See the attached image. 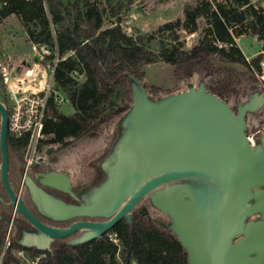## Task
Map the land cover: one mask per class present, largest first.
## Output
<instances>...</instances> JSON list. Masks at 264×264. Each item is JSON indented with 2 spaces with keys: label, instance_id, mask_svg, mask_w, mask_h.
Returning <instances> with one entry per match:
<instances>
[{
  "label": "trees",
  "instance_id": "trees-1",
  "mask_svg": "<svg viewBox=\"0 0 264 264\" xmlns=\"http://www.w3.org/2000/svg\"><path fill=\"white\" fill-rule=\"evenodd\" d=\"M2 1L6 6L0 10V21L12 15L21 17L34 44L51 46L56 50V53L49 54L45 59L51 61L55 56L59 58L54 69L55 88L73 108L71 114H64L59 110L61 105L53 99L49 101V112L43 127L44 138L38 143L42 155L27 172L39 186L37 176L48 172L67 174L74 191L95 187L104 180L105 174L99 163L109 155L118 137L116 124L132 104L130 79L127 75H134L143 82V68L146 65L158 62L168 64L173 67L176 79L181 81H188L196 75L200 81L206 82V87L212 94L227 103L230 98H235L236 108L240 101L245 103L250 94L264 91V82L260 85L253 84L244 93V98H241L236 82L240 74L254 77L256 72H262L264 6L260 1L227 0L214 5L205 0L199 5L187 6L184 21L169 22L159 28L157 34L169 32L171 41L175 42L161 55H157L145 43L138 42L123 31L122 2L112 4V0H107L108 6L105 8L92 0H46V11L41 0ZM105 16L115 19L113 27L103 29ZM202 17L209 20L204 37L196 46L184 49V44L179 42L178 30L194 33L198 20ZM50 21L57 28L55 38L49 30ZM38 28L40 32L36 34ZM42 36L45 38L41 39ZM241 36H251L262 45L261 53L251 61L247 60L237 45L236 39ZM148 39H155V34ZM78 72L85 76L81 83L74 76ZM144 87L150 96L158 95L157 88ZM0 89H6L1 69ZM256 114H248L247 123L248 117ZM108 127L113 128L108 133L105 132L104 145L100 149L80 158L75 167L63 170L54 168L57 159L48 155V150L55 147L66 149L77 139L100 138L104 128ZM252 132L248 126L247 135L250 136ZM27 144V139H14L8 134L9 181L13 191L23 199L27 209L45 225L61 229L70 227L73 221L59 222L42 215L29 188L23 183L26 165L24 152ZM1 159L0 149V161ZM58 193L60 194L52 196L67 203L80 204L78 199L63 192ZM0 197L1 239L4 238L10 226V218L15 213L22 228L12 226L14 246L24 248L33 255L46 254L42 264H189L187 251L175 234L158 222L168 223L169 218L165 216L166 219H161L160 216L151 214L148 217L139 213L138 208L132 212V224L123 219L101 238L85 244H70L81 236V232H78L66 239L55 240L50 251L21 246L17 243L21 230H30L32 227L23 215L15 212L2 182L1 171ZM74 200L78 203H74ZM142 203L149 210L152 209L147 199ZM109 235H114L116 241L110 239Z\"/></svg>",
  "mask_w": 264,
  "mask_h": 264
},
{
  "label": "water",
  "instance_id": "water-1",
  "mask_svg": "<svg viewBox=\"0 0 264 264\" xmlns=\"http://www.w3.org/2000/svg\"><path fill=\"white\" fill-rule=\"evenodd\" d=\"M127 77L132 104L116 124L118 137L109 155L99 163L104 180L74 191L65 173L37 176L40 186L63 192L80 204L48 194L25 176V185L45 217L59 222L107 220L78 221L64 229L39 221L11 187L8 110L0 90L1 179L15 212L32 226L21 230L17 243L50 251L55 240L78 232L81 236L70 244L88 243L123 219L132 224V212L147 199L169 218L168 223L158 222L175 234L189 264H264V131L254 143L247 135V116L264 107V91L250 94L234 111L207 89L204 80L198 88L154 99L139 79ZM138 211L150 217L144 204Z\"/></svg>",
  "mask_w": 264,
  "mask_h": 264
},
{
  "label": "rangeland",
  "instance_id": "rangeland-1",
  "mask_svg": "<svg viewBox=\"0 0 264 264\" xmlns=\"http://www.w3.org/2000/svg\"><path fill=\"white\" fill-rule=\"evenodd\" d=\"M92 1L99 2L105 8L108 6L107 0ZM118 1L122 2L124 5L121 22L123 31L138 42L142 41L145 43L146 47L157 55H161L165 50L170 49L175 42L171 41V35L169 32L157 34L159 28L169 22H176L177 20L184 21L185 8L187 6L199 5L205 0H112V4H116ZM208 1L216 5L217 2L225 3L227 0ZM252 1H260L261 5L264 6V0ZM0 10H2V0H0ZM47 16L49 20L50 17L49 15ZM114 23L115 19L105 16L103 29L113 27L115 25ZM208 25L209 20L207 17H202L198 20V27L194 33L178 30L180 38L179 42L184 44V49H191L199 44L200 40L205 35V28L208 27ZM30 26L34 29L32 24H30ZM49 30L55 38L57 36V28L51 23V21L49 24ZM39 32L40 29H36V34ZM152 34H155V39L149 40L148 37ZM44 38V36L41 37V39ZM236 42L244 55L246 54L245 57L248 61H251L252 58H254L250 56L253 53L259 50V53H261L262 45L251 36H241L236 39ZM54 53H56V50L52 49L51 46L34 44L23 26L21 17L12 15L0 21L1 73L3 68H7L8 72H13V74L16 75L21 71H24L27 68L28 63L30 65L34 64L35 57H46L49 54ZM56 57L57 56H55V58ZM143 69L145 71V78L142 83L149 89H152L153 87L157 88L158 95L151 96L154 99L165 97L172 93L186 91L191 86L198 88L200 83V79L196 75L188 81L176 79L173 67L163 62L146 65ZM74 76L80 83L85 80V76L79 72L75 73ZM236 82L238 84L237 88L240 96L241 98H244V93L248 91L251 85H260L261 82H264V61L262 62V72L260 74L256 72L254 77L250 74H240L237 76ZM228 103L236 111L235 98H230ZM59 110L64 114H71L73 112L72 106L67 101L59 107ZM248 126L251 132L255 129V132H252L250 137L253 138L254 142L257 141L260 138L261 132L264 131V107L256 115L248 117ZM112 128L113 127L104 128L103 135L100 138L77 139L73 140L71 146L66 149L55 147L48 150L47 154L57 159L54 168L63 170L67 167H75L80 158L85 155H90L104 145V137ZM143 204L145 205V203H142L137 208H141V205ZM149 214L160 216L161 219H166L163 214L153 209V207L149 210Z\"/></svg>",
  "mask_w": 264,
  "mask_h": 264
},
{
  "label": "built area",
  "instance_id": "built-area-1",
  "mask_svg": "<svg viewBox=\"0 0 264 264\" xmlns=\"http://www.w3.org/2000/svg\"><path fill=\"white\" fill-rule=\"evenodd\" d=\"M41 1L47 11L46 0ZM4 6L6 3L2 1V8ZM58 61L59 58L56 57L46 62L45 56H41L39 61L35 60L34 64L16 75L8 72L7 68L2 70L7 93L8 134L14 139L28 140L24 152L25 174L41 158L38 143L44 138V120L49 112L50 99L58 105L65 102L54 83V69ZM249 138L254 143L253 138ZM109 237L113 240L115 236ZM45 257L44 253L33 255L24 248L14 246L11 221L4 238L0 237V264H42Z\"/></svg>",
  "mask_w": 264,
  "mask_h": 264
},
{
  "label": "flooded vegetation",
  "instance_id": "flooded-vegetation-1",
  "mask_svg": "<svg viewBox=\"0 0 264 264\" xmlns=\"http://www.w3.org/2000/svg\"><path fill=\"white\" fill-rule=\"evenodd\" d=\"M1 90V89H0ZM3 95L5 96V106L7 107V93H6V89L5 91L1 90ZM235 111V109H234ZM2 155V154H1ZM29 170V169H28ZM25 172V171H24ZM28 172V171H27ZM24 175V178H23V183H25V176H27V173ZM41 187L44 191H46L48 194L50 195H59L60 193H58L59 191L55 190V189H52V188H49V187H43V186H39ZM57 198V197H56ZM60 199V198H59ZM75 201V200H74ZM74 203H78L77 201H75ZM12 221V226H18L19 228H22L20 226V224L17 222L16 218H15V213L11 216L10 218V222ZM78 221H93V222H105L107 221L106 219H102V218H97V220H92V219H77V220H73L72 224L74 222H78ZM29 223V222H28ZM30 224V223H29ZM31 225V224H30ZM32 227V226H31Z\"/></svg>",
  "mask_w": 264,
  "mask_h": 264
},
{
  "label": "crops",
  "instance_id": "crops-1",
  "mask_svg": "<svg viewBox=\"0 0 264 264\" xmlns=\"http://www.w3.org/2000/svg\"><path fill=\"white\" fill-rule=\"evenodd\" d=\"M260 51V50H259ZM259 51H257L258 53H259ZM257 52H255V53H253L252 55H250L251 57H255V55H257L258 53ZM246 55V54H245Z\"/></svg>",
  "mask_w": 264,
  "mask_h": 264
}]
</instances>
